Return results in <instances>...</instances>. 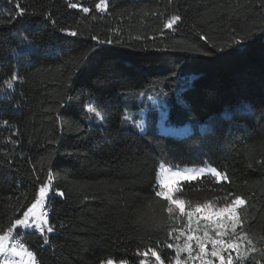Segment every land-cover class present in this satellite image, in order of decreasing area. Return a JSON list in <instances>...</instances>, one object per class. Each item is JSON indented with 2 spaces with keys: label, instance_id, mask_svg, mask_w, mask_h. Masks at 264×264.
I'll use <instances>...</instances> for the list:
<instances>
[{
  "label": "trees",
  "instance_id": "trees-1",
  "mask_svg": "<svg viewBox=\"0 0 264 264\" xmlns=\"http://www.w3.org/2000/svg\"><path fill=\"white\" fill-rule=\"evenodd\" d=\"M98 2L0 0V235L51 176L64 193L46 205L54 231L16 232L35 264H139L150 249L169 263L188 221L155 196L158 165L209 164L228 180L181 181L175 199L241 197L239 231L256 249L243 263L264 264V0ZM160 94L191 133L157 132L147 98ZM144 108L140 131L125 115Z\"/></svg>",
  "mask_w": 264,
  "mask_h": 264
},
{
  "label": "snow or ice",
  "instance_id": "snow-or-ice-1",
  "mask_svg": "<svg viewBox=\"0 0 264 264\" xmlns=\"http://www.w3.org/2000/svg\"><path fill=\"white\" fill-rule=\"evenodd\" d=\"M70 8H76L78 7L76 4H70ZM107 8L106 0H99L98 3L95 4V9L103 12ZM18 16L24 15V9L19 8V4H17ZM84 13L89 12V8L84 7L82 9ZM181 21V17L179 15H172L169 19H167L163 23L164 29H173L175 25H177ZM64 33L68 37H77L76 31H70L68 29H62ZM92 40H97V37L92 36ZM203 39V37H202ZM98 43H103L99 42ZM107 43L111 44L112 41L108 40ZM235 44H240L241 41L237 40L234 41ZM87 64V61H85V66ZM17 76L14 74L12 77V80H16ZM13 83L11 81L6 83V89H12ZM91 113H94L97 117L100 116V112L97 111V108L92 107L89 109ZM5 123H7L5 121ZM209 174L212 175L215 180L219 183L221 181H227L228 177L224 173L218 171L215 167H205L201 168L199 170H194L192 172L184 173L181 171H175L171 172L170 176H166L163 181L160 183V190L155 192L156 197H162L165 198L167 201H169V207L168 212L173 211V204H179L183 205L184 201H176L173 198V193L177 192V184L180 183L182 180L184 183H188L189 181H196L200 177ZM51 195H57V196H63L64 193L61 191H51V176L47 182H44L40 185L38 189V193L35 196V199L32 203L28 204L25 209H21L22 216L18 219H15L11 222V226L4 232V235H0V253L5 254L6 260L5 264H12L11 259L8 257V253L10 252L12 255H23L22 252L18 251V245L16 243H13L11 249L8 248L7 245L4 244V240L9 237H13L15 234L13 230H19L20 226H23L26 229L35 228L39 229L40 232H44L45 228L47 229L48 233H52L54 231V228L51 226H48V213L47 212H38L37 210L45 205L46 198L50 197ZM245 201L239 197L236 196L235 199L231 200L230 204L225 203L223 207L215 208L212 203H204L202 206L198 205L196 208H193L192 211L187 213V216L189 217V222H191V218L194 215L195 212L199 211L202 207L205 210L212 209L214 212V215L206 217V219L211 224H224L228 223L231 225V228L233 232H235L236 224L239 222L236 218L235 209L236 207L243 205ZM181 211H183V208L181 207ZM31 220V224L29 221ZM224 233L217 231L216 238H212L208 235V232H204L203 237H195L196 244L200 250V254L198 255V259L201 260V264H212L211 260L205 259V256L207 253L205 252V243L210 242L212 244V251L211 256L216 257L220 264H234V258L229 255L227 259H225L221 254L229 249H234L236 251V260L235 264H243L244 257L248 255L249 252L256 251L254 247H252V241L248 240L249 248L245 251H241V244L234 242L232 239H229L227 241L221 239L220 237L223 236ZM193 237L189 236L188 240L191 241ZM243 239H247V237H244ZM19 247H23L22 245H19ZM168 247H173L172 244H168ZM190 244L186 241L183 248H177V253L179 254L180 251H190ZM151 255L155 257L158 264H163V261L161 260L160 254L154 249H150ZM27 255L29 257H33L32 252H27ZM34 259V258H33ZM107 264H112V261L109 260ZM123 264V262H122ZM143 264V262H142ZM177 264H180L179 260H177Z\"/></svg>",
  "mask_w": 264,
  "mask_h": 264
},
{
  "label": "rangeland",
  "instance_id": "rangeland-1",
  "mask_svg": "<svg viewBox=\"0 0 264 264\" xmlns=\"http://www.w3.org/2000/svg\"><path fill=\"white\" fill-rule=\"evenodd\" d=\"M181 87L183 86H180V89ZM147 101L149 102V104L157 107L158 118L156 121V130L158 133L171 136V137H184L193 131L194 128L191 122H184V123L178 124V123H172V122L167 121V107H166L165 101L163 100V95L160 94V95L149 96L147 98ZM146 112H147V108L139 109L136 112L128 111L127 114L125 115V118L131 121L133 124H135V126L140 131H143L146 129V122H145ZM134 116H136L137 118H134ZM198 127L200 129L206 128L205 126H202L200 124L198 125ZM205 167H212V166L209 164H204L202 166H196V167L172 168L167 165H164L163 163H160L157 168V180H156L157 186L160 190L161 181H163L166 176H170L171 172L181 171L184 173H188V172L199 170ZM206 175H209V174H206ZM175 194L176 192L173 193L174 200H176ZM48 200H49V197L46 198L45 205L37 210L38 212L48 213V210L46 208ZM176 201H179V200H176ZM176 205L179 207L180 211H181V207L183 208V211L181 212L186 215L188 222H187L185 231H181V236L183 238L180 241L181 243H178V246L171 247V249L175 252L174 258H172L171 262L169 263L163 262V264H177V260H179L180 264H201V260L197 258L198 255L200 254V250L196 244L195 237L197 236L203 237L205 231H207L208 235L212 238H216L217 231L223 232L224 235L220 237L221 239L225 241L232 239L234 242L241 244V251H245L246 239H243L245 236L242 232L239 231V222L236 224L235 232H233L231 225L228 223L219 224V225L211 224L206 219V217L214 215L213 210L212 209L205 210L202 207L200 208L199 211L194 213V215L191 218V222H189V217L187 216V213L192 211L193 209H186L185 204L183 205L176 204ZM238 207H236L235 213H236V218L239 221L238 211H237ZM215 208H218V207H215ZM29 223L31 224V220L29 221ZM20 227H23V226H20ZM13 232L15 235L13 237H10V248L12 247L13 243H16L18 245V251L24 254H27V251L24 247H19L20 244L17 243V241L14 242V240H16L18 236H16L17 230H13ZM189 236L193 237L191 241L188 240ZM186 241L190 244L191 250L190 251H180L178 254L177 248L178 247L183 248ZM204 247H205V252L207 253V255L205 256V259L211 260L212 264H220V261L216 257L211 256L212 244L210 242L205 243ZM24 254L18 255L19 256L18 262L16 261L12 264H27L28 260L25 258ZM221 255L225 259H227L229 255H231L234 258V264H235L236 251L234 249H229L223 252ZM246 257H244V259ZM28 259L30 260V257ZM5 260H6V256L4 258H1V262H5ZM111 261H112V264H122V262H115L113 260ZM107 262L103 264H107ZM142 262L143 264H158L155 257L151 255L150 251L143 254L142 259L139 262V264H142ZM123 264H126V263L123 262Z\"/></svg>",
  "mask_w": 264,
  "mask_h": 264
},
{
  "label": "crops",
  "instance_id": "crops-1",
  "mask_svg": "<svg viewBox=\"0 0 264 264\" xmlns=\"http://www.w3.org/2000/svg\"><path fill=\"white\" fill-rule=\"evenodd\" d=\"M19 228H21V229H25V228H23V227H19ZM4 244L5 245H7L8 246V248L9 249H11L10 248V237L9 238H6L5 240H4ZM28 252V251H27ZM24 254V253H23ZM25 255V258L28 260L27 261V264H35V261H34V259H33V257H30V260L28 259L29 258V256L27 255V254H24ZM5 257V254H2V253H0V264H5V262H1V258H4ZM8 257L11 259V261H12V263H14V262H18V255H12L10 252L8 253Z\"/></svg>",
  "mask_w": 264,
  "mask_h": 264
},
{
  "label": "built area",
  "instance_id": "built-area-1",
  "mask_svg": "<svg viewBox=\"0 0 264 264\" xmlns=\"http://www.w3.org/2000/svg\"><path fill=\"white\" fill-rule=\"evenodd\" d=\"M27 230H29V231H32V232H36V233H39V234H41L42 232H40V230L39 229H35L34 227L33 228H30V229H27ZM17 236V235H16ZM19 240V237L16 239V240H14V242H16L17 241V243H19L20 245H21V243H20V240Z\"/></svg>",
  "mask_w": 264,
  "mask_h": 264
}]
</instances>
